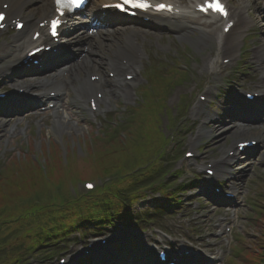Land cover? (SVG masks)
<instances>
[{
	"label": "rangeland",
	"instance_id": "rangeland-1",
	"mask_svg": "<svg viewBox=\"0 0 264 264\" xmlns=\"http://www.w3.org/2000/svg\"><path fill=\"white\" fill-rule=\"evenodd\" d=\"M30 3L31 4L25 8V11L32 13L33 18L37 19L39 17L38 12L44 8L46 0H31ZM234 5L237 6V9L241 10L243 18L242 25L237 27V30L233 32L226 44L229 48H233L231 54L235 55L237 52L239 53L241 51L239 50V48L243 46L241 41L243 37H246L242 49L243 51H247H241L242 53H240L239 60L242 55V57H244V69L248 72V66H251L250 74L247 76H232L226 79L221 76L222 72H224L223 69H220V72L216 73H203L202 65L204 60L208 58L207 54L211 48L207 45H212L209 44L212 40L208 41V38L205 37V41H203V43L200 42V34L198 32L181 36L170 35V37L167 36L168 34L158 36L156 33H152L150 37L151 43L158 44L162 48V51H152L151 48V61L148 65L145 62L143 67L139 69V81L133 85L130 95L119 94L115 96V98H105L104 102L109 101V103H103L101 108L103 113L100 116L92 115L88 112L87 100L84 101V104L77 101L79 100L77 96L80 94L82 83L87 80V76L90 73L107 75V65L109 61L113 59V52L118 48H123L124 45L122 43L127 42L126 39L129 40L128 32L121 31L123 28H121V30L119 29L120 31L119 33L117 32V34H107L111 30L107 29V33L97 36V39L101 42V46H92V48H95L94 51L100 55L99 59L94 62L97 70L91 72V69H89L91 63L88 61H81L79 66L76 67L78 79H70L69 74L66 73L62 81L64 83V90L67 92V100L64 108L71 114L73 124H67L65 128L68 130H65L54 124L53 115L45 116L42 119L21 118L20 120H17L18 118H16V116H0V167L4 165L5 170V168L12 163L11 160L13 156H11L12 154L10 152H21L18 155L19 157L23 154L31 156L32 149L41 153L42 150H45V146L48 145L49 141L57 146H53L52 150H55V154L59 159L60 157L65 159L68 151H71L70 154L77 152L76 154L79 155L76 162L72 164L70 174H66L69 178L68 186L74 189L80 180L87 177L86 174L89 171V169L87 170V163L84 162L85 155L90 150L88 142H90L92 149H97L99 147L105 148L108 144L110 145L111 140L114 138L112 137L108 142L107 137H103L102 135L104 129H108L109 125L116 126L118 122H122L126 111L130 107H138V105L142 103L144 95L148 98L149 95L147 92H145L144 95L141 93L144 85L150 87L153 81L149 80V82L145 84L143 75L145 76L147 74L148 69L150 67L158 68L163 63L162 61H164V63H170L172 57H174L175 60H180L181 64H184L185 61L189 59V62L185 63V65H182V68H180L182 71L178 70L176 74H170L169 69H167L165 73L164 78L168 80L172 78L173 80L174 78L177 79L179 77V72L184 76L180 81H171V85L167 88V92H165L164 95L165 101L162 102L161 100V103H165L169 113L166 114L163 112L160 115L161 131L164 135H170L172 133L177 135L175 143L169 147L167 146V154L171 153V150H175L178 144L180 153H183L186 146L198 147V145L200 146V144H203V149H201L200 152L204 154V157L199 160L184 161L182 157L180 158L178 156L179 159L177 158L171 163V170H182L184 172L182 181H187L196 177L195 182H200V185H202V179L198 177L200 173L199 167L205 163L204 161L207 158L221 157L230 144L239 140L240 137L246 139L255 136L262 142L259 148L251 151L249 157H237L236 160L238 163L233 168L230 167L231 163L227 162L225 164L224 168L232 178L240 201L233 206L235 211L234 221L230 223L226 221L220 227L214 228L215 224L220 221L219 218L226 217V214L222 211L214 213L213 206L209 202H206L203 197H198L202 196L197 195L199 193L198 191L196 197L199 199L200 207L197 209L198 213H196V215L191 211L193 209L190 210L192 207L189 205L192 204V201H190L189 204L186 201L190 197V194H187L185 198L181 196L182 203L178 206L180 207L178 210L181 212L180 214H178L177 211L168 213L169 215L158 219V221L156 220L143 224L139 222L134 224L125 221L126 234H112V231L117 229L115 224L97 229V234L107 231L105 234L106 237L115 235L113 236L116 240L115 242H123L132 238L133 240H137L138 245L144 249L147 246H157V244L152 243L158 241L159 245H168L171 243L175 247H179L184 244L183 241H186L183 237H190L189 240L191 242L195 241L196 245H201L205 254L212 255L217 258V260L223 262L226 259L225 257L230 254V249L228 250V248L224 247V241L228 242V235L225 233L223 234V227L229 224L231 228V233L229 235L230 244L231 240L234 244L238 237V241L240 242L238 248H240V246L245 249L249 248L253 253H256V257L261 260V255L258 252L263 251L264 248V221H260V215L257 211L259 209L264 210V128H254L248 132L249 134L239 136L238 129L241 128L237 129L236 127H231V124H229L230 121L226 120L223 115L225 105L237 96L238 93H235L236 90H239L241 86V88L249 87L252 83H256V74L254 73L255 68L253 64L256 63V61L263 60L264 66V0H241V2L234 0ZM85 21L86 19L81 20L79 24L83 26ZM28 28H31L30 25ZM238 32L241 34H238ZM87 33V30L77 29L75 36L80 39H85L88 37V35H86ZM28 34L30 33L26 30H23L20 35H15L6 31L0 33V75L4 71L7 72V68L10 64L13 65L18 62L21 57V52L23 51V41ZM70 39L71 38L64 40L63 43L68 40L72 41ZM205 46H207L206 50ZM186 47L190 49V51H188L190 55L188 58H181L177 54ZM200 47H202V49H200ZM176 56H178V59H176ZM89 59L92 58L89 57ZM198 59L199 63H195L194 61H198ZM239 60H235V63ZM167 65L169 66L170 64ZM235 66L237 68V65ZM160 71H164V69L162 68ZM147 76H150L149 73ZM38 78L40 79L42 76ZM28 79L29 78L14 79L15 81L0 85V88L9 90L15 87L14 85H10L14 83L19 84ZM229 81H232V86L229 84ZM214 84H216L217 87L215 88V93L209 99L213 107L209 109L206 105L200 110V113L198 112L197 115H192L191 111L194 109L193 100L196 93H204L207 88L212 85L214 86ZM102 89L105 88L102 87ZM255 89L257 88L254 86L248 88V90L251 91ZM33 90H36V87ZM109 104H111V107H108ZM183 104L186 106L187 111L185 110L183 114L181 113L182 119L178 122V119L181 117L179 115V109ZM172 119H175L174 128H171L169 124V121ZM130 122L131 119L129 120V123ZM126 125H124V127ZM131 125L134 124L132 123ZM94 136H97L96 139H94ZM41 138L45 139L41 140ZM24 147L29 149L28 153H23L26 149ZM56 156L53 153V156H49L47 161L42 165L44 170L40 173L42 178L38 176L25 178L23 179L25 180L24 182L15 185V187L9 186L4 188L3 195H0V223L3 220L9 221L5 223L3 229L0 230L3 237L6 238V240H4L6 248L1 252L2 258L0 259V264L12 263L11 257L14 255L12 251L13 247L18 244L27 243V229L24 226V221H22L20 217L25 215L27 211L26 205L24 206L25 200L32 191L36 190L38 181L45 184L46 189L49 191L48 195L54 196L55 198L58 196L57 194L60 195V191H62L63 187L65 189V186H62V184L67 183L63 179L57 181V177L52 175L46 179L43 178V173L45 174L49 166L58 164ZM68 161L70 162L69 159ZM250 162H254L252 167L249 166ZM165 166L167 168V165ZM0 170L3 172V167H1ZM75 172H77V174L73 176L72 174ZM58 174H61V172L59 171ZM3 175L2 173L0 176ZM54 187H58L59 191H56ZM77 190H83L82 186L78 185ZM160 201L161 197L159 194L154 195L152 193H147L146 198L144 200H139L132 210L137 214H142L146 211H154L156 204L157 206L162 204ZM166 207L169 208V206ZM182 208H184L185 211H183ZM229 214H232V212ZM149 217L153 218V216ZM138 224L141 226H138ZM140 227L147 229L143 232ZM196 231L201 232V234H199L202 235L201 238L196 236ZM161 236H163L164 239ZM81 242L82 240L79 239V235L73 234L70 239L57 247L58 249L55 250L56 253L54 256L63 257L66 253L74 250L79 244H83ZM110 245L112 246L114 244L111 243ZM135 249L137 250L138 246ZM97 253H100V249L97 250ZM6 254L10 255V258L5 256ZM119 255H121V252H118L115 256ZM231 256L237 262L238 260L240 261L239 263L243 262L240 257L232 254V250ZM52 259L50 257L45 258L43 256L36 257V255H27L25 261L19 264H54V260ZM149 260H151L150 256L146 258L145 263H150ZM122 262L127 264L129 259L122 255L118 262L113 260L110 264H121ZM213 263L216 264L214 261ZM138 264L142 263L140 262Z\"/></svg>",
	"mask_w": 264,
	"mask_h": 264
},
{
	"label": "trees",
	"instance_id": "trees-1",
	"mask_svg": "<svg viewBox=\"0 0 264 264\" xmlns=\"http://www.w3.org/2000/svg\"><path fill=\"white\" fill-rule=\"evenodd\" d=\"M153 124L146 127L143 132L138 130L134 136L136 145L132 142H130L131 146L117 142L114 148L96 153L93 159H91L93 155L84 158V162L85 160L91 161L93 164H87L89 171L86 174L93 180L113 175L119 177V180L111 187L102 192L99 191L92 197L90 207L87 206L86 201L82 205L79 203L83 198L81 192L75 191L72 197L66 188L63 191L64 198L60 202L54 196H49L45 184L38 181L36 190L27 197V202L25 200L24 206L26 205L27 211L20 217L25 221L30 238L25 245L17 247L20 250L24 249L25 253H40L39 249L53 247L73 232H81L92 227L110 226L117 219L132 218L129 207L135 204L143 193L152 189L164 191L166 182L163 179L156 185L153 184L158 179L156 175L161 173L157 160L163 156V151L157 160L153 162L149 160L160 153L162 146L165 147L163 136L153 132ZM152 135H155L156 139ZM141 136L144 137V142ZM128 147H131L132 152L127 151ZM147 161V166L143 170L136 171L137 168L144 167ZM38 173L40 170H30L24 162L12 159V163L5 168L4 175L0 176V195H3L4 188L15 187L28 177H39ZM78 197L80 200L77 201ZM52 201L61 204V210L56 216L47 211ZM7 221L3 220L0 223V230ZM5 248L4 243L0 241V259L2 258L1 252ZM258 253L261 255V260L256 257V253L252 252L246 255L243 264H264V248ZM5 256L10 258L8 254ZM11 259L12 263L9 264H15L18 261L17 256Z\"/></svg>",
	"mask_w": 264,
	"mask_h": 264
},
{
	"label": "bare ground",
	"instance_id": "bare-ground-1",
	"mask_svg": "<svg viewBox=\"0 0 264 264\" xmlns=\"http://www.w3.org/2000/svg\"><path fill=\"white\" fill-rule=\"evenodd\" d=\"M6 1H8L9 4H10V8L8 9L9 13L14 15L15 17L23 16V18L27 22V24H29V23H31L33 21V14L30 13V12H26L25 11V7L31 4L30 0H6ZM48 1L51 2V0H48ZM151 1H153V2H165V1H167V2H169L170 0H151ZM108 2H109V0H97L95 2L94 6H93L92 19L96 18L95 13L97 11H99L100 6L105 4V3H108ZM197 3H198L197 0H190L189 4H187L185 7H181V9L186 14H188L191 11V8L193 6H196ZM24 12H25V14H24ZM47 13L48 12H43V11L40 12V14L43 17H45V14H47ZM48 14H50V12ZM165 20L171 21V19H165ZM92 21L90 20V22H92ZM194 21L191 22V24H190L191 26L192 25L194 26ZM103 24L110 25L111 28H114V29H111L113 31L109 32V33L117 34V32L119 33V31H120L119 30V26H118V24L116 22L107 21V22H104ZM195 25H197L199 27L198 31L200 33V36H204L205 37L206 35H208L211 38L212 34H214V35L216 34L217 28L214 29L212 24L206 25V24H198L197 22H195ZM98 28H99V30H98L99 34L101 32H105V31H103L104 29H103L102 24H98ZM35 30H37V28ZM123 31H125V30H123ZM29 39H30V37H29ZM29 39L27 40V42L25 41L24 48L28 49L31 46H35L36 47L41 42V39L39 41L34 42V43L31 42ZM94 40H96V37H94ZM80 42H81V39H75L74 40L75 44H78ZM130 51H132V50H130L128 47H125V50L124 51L121 50V52H119V54L120 55H128V54H130ZM92 56H93V59H97L99 57V54L98 53H94V54H92ZM110 66L111 67H117L114 62H110ZM91 69L92 70L97 69L95 64L92 65ZM131 72L132 73H129V75H136V73H137L136 68L132 67L131 68ZM69 73H70V79L71 78L73 80L78 79V73H77V69L76 68L70 70ZM99 82H100V80H99ZM99 82H97V83H95L93 85L89 81H85V82L82 83L81 91L84 90V91L87 92V94H91L94 90H99V88H100ZM60 84L54 82V86L53 87L56 88L57 90H61V89H63L64 85L62 83H60ZM121 85H125L127 88H121L119 91H115L113 88L108 87V88H106V91H104V94L106 96L108 95L110 98H115L116 93H119L121 95H124V94L125 95H127V94L129 95L131 90H132L130 84L122 83ZM82 97H83V94H80L79 95L80 101H82ZM55 120H56L55 125L65 129V126H64L65 122H64V120L62 118L55 119Z\"/></svg>",
	"mask_w": 264,
	"mask_h": 264
},
{
	"label": "snow or ice",
	"instance_id": "snow-or-ice-1",
	"mask_svg": "<svg viewBox=\"0 0 264 264\" xmlns=\"http://www.w3.org/2000/svg\"><path fill=\"white\" fill-rule=\"evenodd\" d=\"M84 2L85 0H56V3L60 5L61 8H67V9L78 8ZM105 7H112V8L118 9L119 11L126 12V11H129L130 9L146 10L149 7H151V5L148 4L146 0H115L114 3L105 5ZM156 7H157V10H169V11L171 10L170 7L163 5V4L157 5ZM209 7L212 8L214 11H218L225 16L227 15L223 6L220 5L219 3L209 5ZM201 10H205V9H201ZM61 15H63V13H61ZM4 19H5L4 14L0 13V23H2ZM59 24H60L59 20L52 21V34L53 35H56V29Z\"/></svg>",
	"mask_w": 264,
	"mask_h": 264
}]
</instances>
